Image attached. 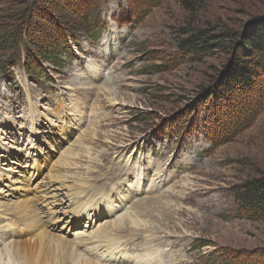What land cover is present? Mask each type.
I'll use <instances>...</instances> for the list:
<instances>
[{
  "label": "rangeland",
  "instance_id": "374dc122",
  "mask_svg": "<svg viewBox=\"0 0 264 264\" xmlns=\"http://www.w3.org/2000/svg\"><path fill=\"white\" fill-rule=\"evenodd\" d=\"M132 1L131 10L127 0L40 1L44 22H22L27 38L36 32L44 50L52 32L68 43L55 48L54 61L26 51L24 44L22 61L28 57L38 64L32 72L23 62L7 71L0 67V202L24 201L29 184L32 196L41 197L37 202L48 225L74 238L134 212L138 199L159 196L176 212L173 222L147 219L140 236L164 256L178 257L177 264L258 256L264 249V218L238 213L233 190L264 176V112L248 113L256 119L247 128L223 114L222 125H213L210 109L200 105L202 95L228 73L231 55L217 49L194 60L179 44L201 32L240 35L264 15V0ZM33 3L0 0V11ZM53 8L59 13H51ZM71 148L80 149L79 156H68ZM130 180L137 183L126 185ZM80 181L100 188L98 216L93 205L88 214L77 213L72 193ZM45 192L54 205H44ZM114 208L119 210L106 214ZM121 244L129 248L130 242L125 238Z\"/></svg>",
  "mask_w": 264,
  "mask_h": 264
},
{
  "label": "trees",
  "instance_id": "16d2710c",
  "mask_svg": "<svg viewBox=\"0 0 264 264\" xmlns=\"http://www.w3.org/2000/svg\"><path fill=\"white\" fill-rule=\"evenodd\" d=\"M32 1L34 2L32 6L11 7L0 11L1 70L7 71V68L15 67L17 63L21 64L22 62L28 72L35 69L34 66L37 64L35 61L30 62L28 57L27 60L22 61L21 49L24 44L26 51L29 49L43 59L54 61L57 57L52 53L55 48L60 46L62 48L68 43L64 38L65 36L58 37L52 32L53 34L46 35L50 46L44 50L36 32L27 38L23 32L24 27L21 26L22 22L25 21L33 26L35 24L41 25L42 21L44 22L46 19L47 13L43 12L44 10L40 6H37L40 1L46 2V0ZM127 1L131 10L133 1ZM153 5V3L148 4L149 7ZM12 11L15 12L14 16L9 15ZM51 13H59V11L53 8ZM16 21L20 23H16ZM33 31L31 30V33ZM64 40L65 43L62 45ZM179 49L188 58L194 60H201L210 56L217 49L226 51L231 55L230 61L233 64L228 73L226 74L225 71L216 84L205 90L202 95L204 100L200 105L205 109L209 108L210 114L206 111L202 113L204 115L209 114L213 125L214 123L222 125L219 116L223 114L228 117L229 123L236 124L237 127L247 128L255 122L256 115L264 112V15L250 22L247 30H244L240 35L229 32L211 36L203 32L189 34L182 39ZM7 52L10 54L6 55ZM245 112L246 117L244 118ZM248 113L255 115L254 117L251 116L252 120L247 118ZM195 124L194 122L193 125ZM233 191L237 199L238 213L246 215L250 219L264 218V176L249 179L234 187ZM222 264H264V249L260 251L258 256L253 254H249L247 257L240 254L237 256L235 254L230 255Z\"/></svg>",
  "mask_w": 264,
  "mask_h": 264
},
{
  "label": "bare ground",
  "instance_id": "6f19581e",
  "mask_svg": "<svg viewBox=\"0 0 264 264\" xmlns=\"http://www.w3.org/2000/svg\"><path fill=\"white\" fill-rule=\"evenodd\" d=\"M103 87L105 88L106 85L102 86V88ZM82 144L83 143L80 142L79 148L82 147ZM79 154L80 149L71 148L68 150L67 155L77 157ZM87 154H90V152ZM59 162L61 161L58 160L57 163ZM68 163L67 160H64L63 164L65 165ZM4 168L6 169V167ZM10 169L8 167L6 170ZM53 177L60 178L61 176ZM46 178L47 177H45V179ZM18 180L24 183L23 179ZM82 181L76 184L77 191L72 193V195L76 196V205H79V208H77L78 211H76L78 214H88L91 208L90 206L93 205L92 209L94 213L97 212L95 215L98 216L99 213L102 212L98 205L99 198H97L98 194H100V188H90L85 184L87 182ZM133 181L130 180L126 185L137 183V181ZM24 188L27 191L24 201L16 202V200L15 202H10L6 200L0 202V225L5 222L0 229V242L3 243L2 250L0 251V264H117V262L121 264H177L178 257L174 259L172 255H167V257L164 256L166 254L162 253L161 250H155V248L150 246L152 242L149 244L148 239L144 238L145 235L140 236V228H143L146 224L148 225L147 219L151 220L154 217H159L161 218V222L164 221V223L168 225L173 222L176 212L171 209V203L161 204L163 198L159 196L138 199L132 206L134 212L128 211L122 213L118 215L116 219L110 222L108 221L103 225L100 224L101 226L96 230L90 231L88 235H85V233H78L74 238H70L65 234L59 233V231L57 232V226L48 225L47 219L42 215L43 204L37 202L41 197L37 196L35 199V197L32 196V187H30L29 184ZM51 190L53 191V189ZM121 191L124 192L125 190L121 189ZM128 192L126 191L125 193ZM160 195L162 194L160 193ZM42 198H46L47 201H49L44 203L47 207L49 205H54V202L49 199L50 195L48 193L46 194L45 192ZM118 199H120L118 203H124L122 198L118 197ZM116 210L119 209H107L106 214L111 216ZM181 212L183 213L180 209L179 213ZM7 222L10 225H8ZM142 223H145V225L143 224L142 226ZM12 226H16L18 230L8 231ZM147 229L148 228L142 230L150 233L151 229H148V231ZM25 235H30V237L24 240L23 236ZM149 236L153 235L149 234ZM20 237L22 238L20 239ZM125 238L130 242L129 248H127V246L123 247L121 244ZM166 239L169 238L165 235L163 240L167 241ZM163 240L160 239L161 242ZM175 242L176 241H172L170 244H175ZM98 249H104V251L102 250L103 253L100 252L101 254H99ZM122 256L125 257V261L123 260V262H120V257ZM180 262L184 264L185 261L179 259V263Z\"/></svg>",
  "mask_w": 264,
  "mask_h": 264
},
{
  "label": "water",
  "instance_id": "95a60500",
  "mask_svg": "<svg viewBox=\"0 0 264 264\" xmlns=\"http://www.w3.org/2000/svg\"><path fill=\"white\" fill-rule=\"evenodd\" d=\"M252 21H253V20H252ZM252 21H250V22H252ZM250 22H249V23H250ZM249 23H248V25H247V27H246V29H245V30H247V28H248V26H249Z\"/></svg>",
  "mask_w": 264,
  "mask_h": 264
}]
</instances>
